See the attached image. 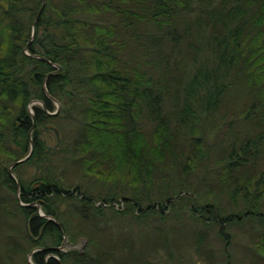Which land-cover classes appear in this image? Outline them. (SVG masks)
Returning <instances> with one entry per match:
<instances>
[{
  "label": "trees",
  "instance_id": "1",
  "mask_svg": "<svg viewBox=\"0 0 264 264\" xmlns=\"http://www.w3.org/2000/svg\"><path fill=\"white\" fill-rule=\"evenodd\" d=\"M39 3L0 0V142L15 141L3 164L28 151L30 100L52 111L44 86L59 103L52 114L31 106V152L15 164V197L0 196V264H130L121 219L185 212L199 224L193 251L208 264L209 228L227 249L222 264H233L231 230L245 219L262 228L241 230L252 264L263 262L264 0H44L24 50ZM173 50L183 67L169 60ZM31 54L60 70L43 83L55 67ZM234 123L245 132L224 140ZM204 163L214 182L201 195L187 176ZM215 186L225 206L211 198ZM154 227L161 250L150 257L159 260L176 243ZM63 235L71 246L85 238L83 249L46 250ZM140 257L132 264H153Z\"/></svg>",
  "mask_w": 264,
  "mask_h": 264
},
{
  "label": "rangeland",
  "instance_id": "2",
  "mask_svg": "<svg viewBox=\"0 0 264 264\" xmlns=\"http://www.w3.org/2000/svg\"><path fill=\"white\" fill-rule=\"evenodd\" d=\"M168 48V47H167ZM166 48V49H167ZM184 51V48L181 49V52ZM181 54L177 53L175 50H173L168 58L169 60L174 64V60L176 59L177 62L180 61ZM180 58V59H179ZM150 59V61L152 62V58H148V60ZM180 68L183 67V62L180 61V64L178 65ZM238 100V98L236 97L235 102ZM58 102V101H57ZM37 101H30L28 104V107L26 108V110L28 111V113H32V109L31 106L33 104H36ZM53 103V110L56 109V103L54 101H52ZM40 105V103H38ZM167 105V103L165 104ZM59 108V103H58V107ZM52 110V111H53ZM50 111V110H49ZM56 112V111H55ZM245 132L244 127L240 124V123H234L233 124V130H228L225 132L223 139L224 140H231L234 139V136L236 134H243ZM30 137V135H29ZM29 145V144H28ZM6 163V162H5ZM210 162H208L209 164ZM206 164L204 163V166H200L198 165L196 167V169L188 174L187 176V180L190 182H193L195 188H197V191H200L201 195H205V193L207 192V187L209 184H213V175L211 174L210 171H207L206 169ZM24 169V170H23ZM23 171H25L27 174L33 172V167H23L22 168ZM16 177V175H15ZM17 178V177H16ZM213 181V182H212ZM217 186H215L214 189V194L211 196L212 199H221V204L225 206V204L227 203V199L226 197L219 193V190H217L216 188ZM156 188V190H155ZM166 188H172V187H168L166 185H163L160 187V192L165 191ZM158 192V187H154V190L152 189V192ZM121 200V199H120ZM99 202V201H98ZM97 202V203H98ZM211 202H213L211 200ZM217 203V202H216ZM115 206H121L120 203H115ZM229 206H226V209ZM233 210V209H232ZM180 211V210H179ZM179 213V212H178ZM182 213V212H181ZM145 218V217H144ZM143 223H136L134 222L132 219L130 218H123L121 219L122 222V231L123 233H129L131 232V236L128 239V242H130V245L132 247V241L134 242V246L135 249H133V253H127V249H125L123 252L126 255H129V259H130V264H132V259L133 260H139L140 257V251L142 252V255L144 258H148L149 261H151L153 264H208L205 258H202L200 256H198L196 253H194L193 251V239L194 237H197L198 233H193L192 232V228H198L199 224L192 221L191 218L187 217V212L184 213V217H181L179 215V218H171L168 221L165 220L164 222L162 220H158V219H153L148 217L142 220ZM174 224L176 228L175 232L173 234V236L171 234H169V225ZM113 230L117 231L118 228V224L112 222L111 223ZM155 225L159 226L160 229L162 230V232L167 236V238L171 237L173 238V240L176 243V246H170V251L172 253V255H169L166 252H162L164 258H160L155 259V258H151L150 256L157 254V252H159L161 250L160 247L157 248V246H154V241H157V237H159L160 233H158L155 229ZM240 226H234L231 230V241H230V245L228 246L229 252L231 253V258H232V262L233 264H252L253 258L251 254V249H250V245L248 243V234L244 233V232H248L252 231V232H256L261 230L262 228L258 225V223L256 224L255 221H253V219H245L243 220L241 223H239ZM241 227V228H239ZM243 229L244 232L241 230ZM4 229H2V227L0 228V241L2 238H4ZM112 231V230H110ZM217 232V226H211V228H209L208 230V245L211 242V248H213V254L215 255V261L216 264H222L223 259H224V255H223V251L227 252V249L224 245V241L220 240V237H218L216 235ZM112 233H114L112 231ZM116 233V232H115ZM121 233V234H123ZM119 236V238H117V241L122 239L124 236L121 235ZM124 234V235H125ZM246 234V235H245ZM158 235V236H157ZM65 236V235H64ZM159 240V239H158ZM162 240H165L164 238ZM161 243H163V249H164V245L165 242L164 241H160ZM84 243H85V238H78L76 239L74 245H70V243L67 242V238L65 236V239L63 240L61 238V240L59 241L58 246H60V250L59 251H65L68 248H75L77 250H82L84 247ZM206 243V246H208ZM0 247H2V245H0ZM153 248V249H151ZM224 248V250H223ZM168 249V248H167ZM37 250V248L32 249V252ZM166 250V249H165ZM169 251V249H168ZM125 255V257H126ZM167 257V258H165ZM27 260H29V255H26ZM261 262H258L256 264H264V261L262 262V260H260Z\"/></svg>",
  "mask_w": 264,
  "mask_h": 264
},
{
  "label": "water",
  "instance_id": "3",
  "mask_svg": "<svg viewBox=\"0 0 264 264\" xmlns=\"http://www.w3.org/2000/svg\"><path fill=\"white\" fill-rule=\"evenodd\" d=\"M43 4H44V0H40V3H39L37 9L35 10V12H34L32 18H31V21H30V24H31V32H30V36H29V38L27 39V41H26L25 44H24V47H23L24 50L26 49V47H27V45H28V42L30 41V39H31V37H32V35H33V32H34V23H35V20H36L37 16L39 15V13H40L42 7H43ZM24 52H25V51H24ZM31 55L36 56V57H39V58H42V59H44L45 61H47L51 66L55 67V69L50 70V71H47V72L43 75V78H42L43 83H44L46 77H47L49 74H51V73H53V72H57V71L60 70V65H58L57 63H55V62H51V61L48 60L47 58H45V57H43V56H41V55H38V54H31ZM43 91H44V93L48 96V98H50L51 100H53V101L56 103V109L53 110V111H48V110L45 109V107L43 106V103H42L41 101H39V100H35V99H33V101H37L38 103H40L41 107L43 108V110H44L46 113H49V114L55 113V111L57 110V107H58V102H57V100H56L55 98H53V97L47 92V90L45 89L44 86H43ZM30 101H32V100H30ZM28 104H29V103H28ZM27 107H28V106H27ZM30 116H31V124H30V126H29V128H28V131H27L28 144H29L28 151H27L26 154L23 155L22 157L16 159L14 162H11V164H13V163L17 164V163H19V162L25 160V159L29 156V154H30V152H31V149H32V141H31L29 135H30V131H31V129H32L33 126H34V118H33V114H32V113H30ZM15 184H16V186L18 185V179H17L16 177H15ZM33 205L35 206L36 211H37V213H38L40 216H43V217H46V218H48V219L54 220L55 223H56V225L60 228L59 223H58V222H57L52 216L46 215V214H44L43 212H41V210H40V208H39V205H38L37 203H33ZM62 239H63V240L65 239V236H64V235L62 236ZM48 249H50V250H60V246H58V247H50V248H47L46 250H48ZM43 250H45V249H43ZM28 255H29V254H28ZM49 256H51V255H49ZM30 264H31V263H30Z\"/></svg>",
  "mask_w": 264,
  "mask_h": 264
},
{
  "label": "flooded vegetation",
  "instance_id": "4",
  "mask_svg": "<svg viewBox=\"0 0 264 264\" xmlns=\"http://www.w3.org/2000/svg\"><path fill=\"white\" fill-rule=\"evenodd\" d=\"M5 154L8 156L15 154V141L0 142V196L13 195L15 197V163L11 164L15 158L13 157L3 164V155ZM4 242H7L5 237L0 241V245H2L0 247V261H2Z\"/></svg>",
  "mask_w": 264,
  "mask_h": 264
}]
</instances>
